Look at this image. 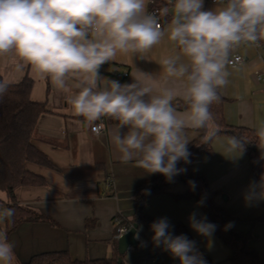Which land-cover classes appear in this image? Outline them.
<instances>
[{
  "label": "clouds",
  "instance_id": "1",
  "mask_svg": "<svg viewBox=\"0 0 264 264\" xmlns=\"http://www.w3.org/2000/svg\"><path fill=\"white\" fill-rule=\"evenodd\" d=\"M148 0H0V56L20 71L31 65L64 93L67 80L78 77L79 91L67 101L87 125L102 117L116 121L112 143L123 163L135 161L148 174H162L169 182L186 171L178 162L190 163L189 130L205 129L202 144L217 134L210 105L219 100L217 89L228 84L231 51L242 42L264 39V0H226L219 9L204 10V0H174L163 9L171 20L161 28L156 16L147 13ZM167 39L179 49L160 64L173 86L161 87L152 75L141 73L134 82L121 84L100 75L102 65L117 54H146ZM186 58V60L184 59ZM9 88L0 80V98ZM186 106L177 111L174 101ZM127 127L126 133L121 129ZM94 132L99 129L93 127ZM264 142V127L257 130ZM245 142L232 136L226 151L244 150ZM195 188V182L189 181ZM260 195L264 198V178ZM14 208L0 212L11 222ZM190 226L211 237L215 225L206 218L190 217ZM167 218L153 222L156 246L178 258L180 264H206L195 242L185 235L173 236ZM14 245L0 233V264H12Z\"/></svg>",
  "mask_w": 264,
  "mask_h": 264
},
{
  "label": "crops",
  "instance_id": "2",
  "mask_svg": "<svg viewBox=\"0 0 264 264\" xmlns=\"http://www.w3.org/2000/svg\"><path fill=\"white\" fill-rule=\"evenodd\" d=\"M149 3L150 0L146 11ZM223 6L224 3L204 0V10ZM169 25L170 21H164L162 30ZM178 52L179 49L165 37L146 54L147 59L118 53L115 60L101 66L100 75L127 84L145 73L152 75L161 87L173 86L160 61ZM239 52L246 62L226 66L229 82L217 92L224 98L223 113L229 125L257 131L264 127V83L254 75L261 62L257 49L250 44L241 45ZM124 73L128 75L119 76ZM0 76L9 83H18L26 76L34 80L31 98L45 102L47 109L39 119L34 143L53 164L29 163L28 168L43 176L45 184L16 189L17 201L46 219L23 221L6 235L14 245L12 264H23L36 254L54 251H68L74 259L112 256L114 242L118 243L119 239L116 217L132 220L138 189L149 192L152 182L162 174L145 173L136 167L135 161L121 162L112 143L116 121L106 117L105 129L95 133L92 125H87L82 116L75 114L66 97L79 91L80 78L68 79L71 91L64 93L53 85L50 77L42 76L31 65L15 70L8 56H0ZM185 110L177 108V111ZM127 131V127L121 129L122 134ZM189 137L191 142L187 147L192 157V170L206 179L214 202L234 215V227L250 235V247L264 258V198L260 195L261 188L256 183L249 154L226 151L230 137L227 135L215 136L210 151L196 153L202 143L200 132L189 130ZM187 187L177 183L165 192L148 195L143 212L157 219L167 218L170 224H184L202 256L216 264L227 263L233 248L214 232L211 237H205L190 226L189 217L193 213L198 220L205 213L194 198L178 197ZM0 233L5 235L3 223H0ZM153 235L150 227L138 225L135 236L138 245L128 249L124 262L152 264L150 256L156 246L151 242Z\"/></svg>",
  "mask_w": 264,
  "mask_h": 264
},
{
  "label": "trees",
  "instance_id": "3",
  "mask_svg": "<svg viewBox=\"0 0 264 264\" xmlns=\"http://www.w3.org/2000/svg\"><path fill=\"white\" fill-rule=\"evenodd\" d=\"M153 2L151 8L159 9L162 24L164 21H170L171 12L169 15H165L163 9L170 8L174 0H153ZM0 80H3L1 76ZM33 86L34 80L26 76L18 83H9L7 92L0 98V201L4 202V209H15V215L11 222L6 219L3 221L5 235L16 229L23 221L46 219L43 214L19 203L16 199L17 188L45 184L43 176L28 168L29 163L42 166L53 165L48 156L34 143L39 119L47 109L45 102L32 100L31 91ZM218 95L219 100L210 105L213 122L218 129L215 136H237L245 142L243 151L248 153L252 160L255 180L260 187L261 180L264 178V142L258 137L257 131L234 127L226 122L223 113L224 98L219 93ZM174 106L181 109L186 108L182 101L174 102ZM198 131L200 132L199 141H201L206 130L200 129ZM211 141L206 144H199L195 152L210 151ZM189 160L190 163L178 162L177 167L186 169V171L173 177L171 182L161 175L152 182V189L149 192L146 193L143 189H138L135 215L132 220L123 221V224L129 229L134 224H145L151 228L152 223L158 219L143 212L148 195L165 192L170 186L177 183L186 184L187 189L178 197L194 198L203 208L205 213L203 218H206V222L216 226L214 233L233 248V255L225 264H264V258H261L249 245L250 235L234 227L233 223L236 220L234 215L214 202L213 194L208 188L206 179L200 173L192 170V157H189ZM189 181L195 182L194 189L190 187ZM170 225L169 231L173 236L185 235L189 240H192V236L184 224ZM151 242L154 244L153 240ZM120 256L118 243L115 240L114 252L110 257L74 259L68 251H54L36 254L23 264H120ZM121 257L124 258V255ZM202 257L206 264H216L204 256ZM122 264L126 263L123 262Z\"/></svg>",
  "mask_w": 264,
  "mask_h": 264
},
{
  "label": "built area",
  "instance_id": "4",
  "mask_svg": "<svg viewBox=\"0 0 264 264\" xmlns=\"http://www.w3.org/2000/svg\"><path fill=\"white\" fill-rule=\"evenodd\" d=\"M213 3H224L226 4V0H210ZM153 0H150L149 3V8L147 13L152 14L154 16L157 17L158 22L161 25L162 28V18H161V14L158 8H151V5L153 4ZM243 44H250L252 46H254L257 51H258V57L260 58V62H261V67L258 68L256 71H254V75L256 77V79L262 81L264 83V40L260 39L257 43L255 44H251V43H246V42H242L239 46L235 47L229 56V65H239V64H243L244 62H246V58L243 54H241L239 52V47ZM128 75L127 73L124 74H120L119 76H126ZM105 124H106V117H102L100 120H98L96 123H94L92 125V131H93V127L98 128L99 131L95 132V133H99L100 131L105 129ZM5 207L4 202L0 201V212L3 211ZM3 220H0V223H3ZM124 219L122 217H116L115 219V224H116V237L119 238L121 237L123 234H125L129 228H127L124 224H123ZM150 262L152 264H178V260L176 258H174L170 252L165 251L163 249V246L161 247H157L154 246L153 248V252L150 256Z\"/></svg>",
  "mask_w": 264,
  "mask_h": 264
},
{
  "label": "water",
  "instance_id": "5",
  "mask_svg": "<svg viewBox=\"0 0 264 264\" xmlns=\"http://www.w3.org/2000/svg\"><path fill=\"white\" fill-rule=\"evenodd\" d=\"M138 229V224H134L133 227H131L125 234H123L118 239V251L119 254L125 255V253L128 251V249L131 246H137V240H136V233ZM119 257V263L122 264L124 262V258Z\"/></svg>",
  "mask_w": 264,
  "mask_h": 264
}]
</instances>
